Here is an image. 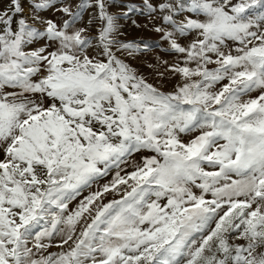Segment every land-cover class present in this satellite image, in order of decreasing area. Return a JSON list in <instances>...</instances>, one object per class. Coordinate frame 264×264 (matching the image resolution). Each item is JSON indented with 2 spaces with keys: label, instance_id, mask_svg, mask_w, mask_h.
I'll list each match as a JSON object with an SVG mask.
<instances>
[{
  "label": "snow or ice",
  "instance_id": "snow-or-ice-1",
  "mask_svg": "<svg viewBox=\"0 0 264 264\" xmlns=\"http://www.w3.org/2000/svg\"><path fill=\"white\" fill-rule=\"evenodd\" d=\"M53 7L0 12V264H264V0H160L170 93L118 57L107 0Z\"/></svg>",
  "mask_w": 264,
  "mask_h": 264
},
{
  "label": "rangeland",
  "instance_id": "rangeland-1",
  "mask_svg": "<svg viewBox=\"0 0 264 264\" xmlns=\"http://www.w3.org/2000/svg\"><path fill=\"white\" fill-rule=\"evenodd\" d=\"M81 0H55V7L51 10L45 9L40 12V16L44 20L51 19L58 25H62L65 20L71 18L58 11L57 9L64 6H70L71 10L75 12L77 5ZM154 7H157V11L150 13L145 7V0H107L108 11L114 16L116 22L117 31L113 34V39L119 41L122 44H133L134 48L129 50L121 49L116 52L118 57L134 69L137 74L145 79L146 82L157 87L160 91L165 93L173 92L179 83H182L179 77L175 76L169 69L173 63L177 60V56L170 49L169 41L163 38L164 32L172 31V29L164 22L163 17L166 13H162L158 9V3L160 0H148ZM135 6L134 10H129L130 6ZM25 15L27 16L31 11L28 4H24ZM9 8V0H3L0 3V12ZM187 15V13H185ZM31 22V21H29ZM36 27H41L37 24ZM102 24L99 21L92 19V11L86 10L79 21L76 23V28H86L85 36H91L96 38L99 34V30ZM162 27L164 32H157L155 29ZM191 37L185 39L180 37L178 42L187 44ZM39 46V45H35ZM235 47V45H233ZM198 133H192L189 136L181 134L182 138L187 141L194 138ZM148 155H154V153H147ZM133 160L139 161V154L133 156ZM131 171V167L128 168ZM111 179V177H109ZM104 181H101L103 183ZM96 190L95 186L92 189ZM198 191V190H197ZM87 194V193H85ZM210 198V195L209 197ZM79 199L69 203V210L75 209L79 202ZM106 199H111V196ZM81 226L78 225V231ZM45 243L49 241L45 240ZM61 242L57 237L51 241L53 247L49 252H58L62 249L56 247ZM67 247V246H65Z\"/></svg>",
  "mask_w": 264,
  "mask_h": 264
}]
</instances>
